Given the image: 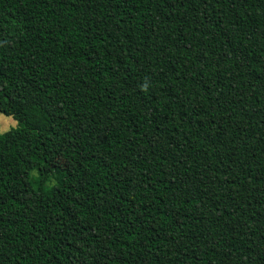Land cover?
<instances>
[{"label": "trees", "instance_id": "1", "mask_svg": "<svg viewBox=\"0 0 264 264\" xmlns=\"http://www.w3.org/2000/svg\"><path fill=\"white\" fill-rule=\"evenodd\" d=\"M0 264H264V0H0Z\"/></svg>", "mask_w": 264, "mask_h": 264}, {"label": "rangeland", "instance_id": "2", "mask_svg": "<svg viewBox=\"0 0 264 264\" xmlns=\"http://www.w3.org/2000/svg\"><path fill=\"white\" fill-rule=\"evenodd\" d=\"M17 124L12 116H7L0 112V131L5 132Z\"/></svg>", "mask_w": 264, "mask_h": 264}]
</instances>
